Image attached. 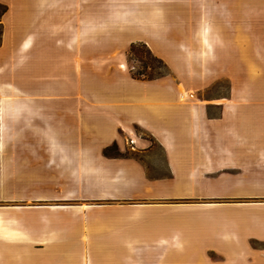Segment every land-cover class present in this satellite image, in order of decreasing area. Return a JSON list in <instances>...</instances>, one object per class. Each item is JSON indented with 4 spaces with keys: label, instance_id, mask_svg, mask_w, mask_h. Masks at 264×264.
<instances>
[{
    "label": "crops",
    "instance_id": "crops-1",
    "mask_svg": "<svg viewBox=\"0 0 264 264\" xmlns=\"http://www.w3.org/2000/svg\"><path fill=\"white\" fill-rule=\"evenodd\" d=\"M0 4V264H264V0Z\"/></svg>",
    "mask_w": 264,
    "mask_h": 264
},
{
    "label": "rangeland",
    "instance_id": "rangeland-1",
    "mask_svg": "<svg viewBox=\"0 0 264 264\" xmlns=\"http://www.w3.org/2000/svg\"><path fill=\"white\" fill-rule=\"evenodd\" d=\"M151 51V50H150ZM143 60L144 62H141ZM129 69L131 74H137L140 72H144L147 76H156L159 73H164V70L161 69L158 62H156L152 55L143 48H138L134 54L128 55ZM144 64L146 65L144 67ZM9 78V77H8ZM228 87L226 86V90ZM3 92H10L9 87H4ZM138 136L148 142L152 147V152L149 155L144 154L142 150L138 149L136 146H133L131 143H128L126 149L121 151L124 155H128L129 157H134L138 161L147 165L150 169V172L154 176L164 175V159L162 150L159 146L152 142V139L149 138L144 133L139 132ZM2 138V139H1ZM0 140H10L9 133H5L4 135H0Z\"/></svg>",
    "mask_w": 264,
    "mask_h": 264
},
{
    "label": "trees",
    "instance_id": "trees-1",
    "mask_svg": "<svg viewBox=\"0 0 264 264\" xmlns=\"http://www.w3.org/2000/svg\"><path fill=\"white\" fill-rule=\"evenodd\" d=\"M8 12V8L2 4H0V47L2 46L3 43V35H4V26H3V19L5 17V15ZM138 48H143L145 50H147L151 55L152 58L159 63V65L161 66L160 68L164 70V73H159L156 76H147V74H145L144 72H140L137 74H132V77L134 79L137 80H141V81H154V80H158L161 78H164L166 76H168L170 74V69L168 68V66L166 65V63L164 61H162L161 59L157 58L148 48L147 45L142 44V43H138V44H133L131 46V49L129 51V56L131 54H134ZM141 62H144L143 60H140ZM146 65L144 64V67ZM105 156L107 158H113V159H120V158H134V157H129L128 155H124L122 154L117 145H114L113 147L107 149L105 151ZM136 159V158H134Z\"/></svg>",
    "mask_w": 264,
    "mask_h": 264
}]
</instances>
